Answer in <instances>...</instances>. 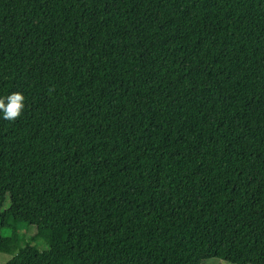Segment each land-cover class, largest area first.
<instances>
[{"label":"trees","instance_id":"trees-1","mask_svg":"<svg viewBox=\"0 0 264 264\" xmlns=\"http://www.w3.org/2000/svg\"><path fill=\"white\" fill-rule=\"evenodd\" d=\"M13 92L5 264H264V0H0Z\"/></svg>","mask_w":264,"mask_h":264},{"label":"rangeland","instance_id":"rangeland-1","mask_svg":"<svg viewBox=\"0 0 264 264\" xmlns=\"http://www.w3.org/2000/svg\"><path fill=\"white\" fill-rule=\"evenodd\" d=\"M32 225L35 228L33 227L27 228L25 226H22L21 228L22 233L25 234L24 239L28 243L33 244V245L37 244L41 249H43L44 248V240H43L44 239L43 238L44 227L37 220H33ZM36 233H38L39 238H38V241L35 243L32 241V237ZM17 247H18L17 240H13L11 242L6 243V245L3 248V251L0 254V263L5 264L6 262H8L16 254ZM204 264H230V263L225 262V261H219V260H209V261H206Z\"/></svg>","mask_w":264,"mask_h":264},{"label":"clouds","instance_id":"clouds-1","mask_svg":"<svg viewBox=\"0 0 264 264\" xmlns=\"http://www.w3.org/2000/svg\"><path fill=\"white\" fill-rule=\"evenodd\" d=\"M25 107V97L20 92L0 98V113L6 121H15L21 117Z\"/></svg>","mask_w":264,"mask_h":264}]
</instances>
